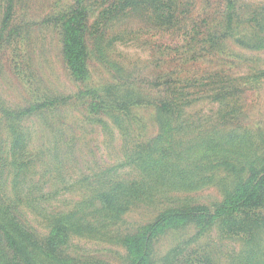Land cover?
<instances>
[{
	"label": "rangeland",
	"instance_id": "obj_1",
	"mask_svg": "<svg viewBox=\"0 0 264 264\" xmlns=\"http://www.w3.org/2000/svg\"><path fill=\"white\" fill-rule=\"evenodd\" d=\"M74 5L87 10L85 81L72 76L63 54L62 17ZM119 6L117 0H0V216L17 218L31 234H19L26 243L44 241L59 217L70 215L58 249L64 264H129L127 234L165 207L213 210L234 185L224 161L240 165L230 153L264 149V46L251 43L264 35V0H236L233 36L224 34L226 0H121ZM111 85L164 96L174 114L163 141L171 151L168 179L180 167L206 180L191 188L164 182L167 190L145 189L123 211H107L104 193L143 179L137 161L161 126L148 106L133 107L118 122L105 109L89 112L90 89ZM46 99L56 106L19 112ZM7 111L14 116L5 119ZM198 146L229 153L198 162ZM219 228L216 222L200 231L190 220L159 235L152 264H170L167 255L181 253L183 261L237 264L242 240Z\"/></svg>",
	"mask_w": 264,
	"mask_h": 264
},
{
	"label": "trees",
	"instance_id": "obj_2",
	"mask_svg": "<svg viewBox=\"0 0 264 264\" xmlns=\"http://www.w3.org/2000/svg\"><path fill=\"white\" fill-rule=\"evenodd\" d=\"M117 1L118 5L121 6V0ZM12 9L10 3L7 17L11 16ZM225 12L228 24L224 34L233 36L236 30V0H226ZM253 20L256 21L254 17ZM87 32V10L81 5H74L62 17L63 54L72 76L79 81L87 80L90 74ZM251 43L254 46H264V35L259 34L256 40L251 39ZM132 84L136 83L132 82ZM136 86L124 88L111 85L90 89V92L95 93V95L93 102L91 101L87 107L89 112L93 108L105 109L118 122L119 118L123 119V117L130 115L133 107L148 106L154 108V115L161 123L158 135L146 143L148 151L137 161L144 175L143 179L134 182H121L113 187L110 192L103 194L102 205L110 212L123 211L125 206L128 207V204L131 203L132 198L141 197L148 188H151V191L152 189L163 190L162 188L167 190L165 183L175 187L186 186L191 188L206 180L205 176L200 175L199 170L198 172L192 169L182 171L180 167H177L170 171L174 177L170 178L172 181H169L168 159L171 151L169 140L167 139L165 148L163 141L168 133L166 129L170 124V116L174 115L171 104L164 96L153 97L150 91H139L140 87L137 88ZM98 99H100L99 102H97ZM56 104L55 99H46L21 109L19 112L33 114L35 111L53 108ZM12 116H14L12 111L4 113L5 119ZM7 125L11 129L16 127L14 123H7ZM231 139L237 140L239 138L231 136ZM243 144H245L244 141ZM209 147H197L194 156H197L196 159L200 158L198 162L204 157L215 156L223 152L229 153L217 146ZM144 149L145 146L138 153ZM240 150H233L230 153L232 154L230 162L233 161L240 165L232 166L227 163V160L224 161L225 171L233 177L234 185L226 191L223 201L217 204L213 210L202 205L162 208L153 221L124 237V246L130 257L129 264H152L153 241L159 235L181 227L190 220L197 224L200 231L211 228L218 222L221 227V229L219 228L220 231H224L231 237L240 238L243 249L237 264H264V242L261 240L264 238V149L260 154L251 153L244 146H241ZM165 159L167 160L165 161ZM175 176L181 179L178 180ZM150 180H152V184H150ZM71 224L70 215L61 216L53 225L47 239L40 241L38 238H30L25 243L19 234H31L26 232V228L17 221V218L0 216V264H64L62 257L58 256V249L66 243V235L71 229ZM181 254L177 258L167 255L169 263L207 264L205 260L183 261ZM66 261L64 259V262ZM208 264L215 263L212 261Z\"/></svg>",
	"mask_w": 264,
	"mask_h": 264
}]
</instances>
